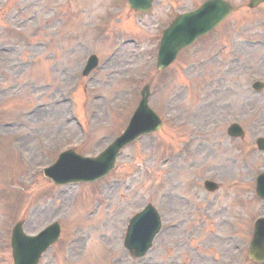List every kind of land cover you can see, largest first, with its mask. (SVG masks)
Returning <instances> with one entry per match:
<instances>
[{
  "label": "rangeland",
  "instance_id": "obj_1",
  "mask_svg": "<svg viewBox=\"0 0 264 264\" xmlns=\"http://www.w3.org/2000/svg\"><path fill=\"white\" fill-rule=\"evenodd\" d=\"M202 1L154 0L139 13L126 0H0V264H13L9 239L20 219L27 233L61 224L40 264H254L247 247L264 214L251 179L264 171L255 146L264 136V89L251 83H264V2L248 9L249 0H229L240 8L156 69L163 28ZM91 54L99 63L83 76ZM148 82L158 131L124 149L96 182L56 186L44 177L62 150L94 155L119 135ZM232 122L243 139L227 135ZM206 177L220 189L205 191ZM147 202L160 210L163 230L132 259L125 226Z\"/></svg>",
  "mask_w": 264,
  "mask_h": 264
},
{
  "label": "water",
  "instance_id": "obj_2",
  "mask_svg": "<svg viewBox=\"0 0 264 264\" xmlns=\"http://www.w3.org/2000/svg\"><path fill=\"white\" fill-rule=\"evenodd\" d=\"M259 1L260 0H251L249 5L254 6ZM128 2L130 7L144 10L150 7L152 0H128ZM233 9L234 7L225 0H207L197 10L177 16L173 23L165 29L161 38L157 67L164 68L174 59L180 49L191 43L198 35L213 28ZM147 90L148 87H145L139 107L131 118L126 131L98 158L100 159L98 160L100 162L99 164L91 162L86 163L82 161L83 159L79 156H70L71 154H66L65 158L60 160L53 167V174L51 176L60 182L78 181L82 179L93 180L111 169L114 164L117 150L122 145L132 141L141 133L153 130L155 127L157 118L147 106ZM65 166H72L75 169L66 174L58 173V171ZM149 210H151L150 207L146 208L143 213L138 214L133 219V227H130L126 240L127 244L129 243L130 245L142 247V243H144L154 231L156 223ZM135 226L137 227V231L133 229ZM19 236H22V234L17 227L13 239L14 246H16V239ZM52 240L45 242L37 252L30 254L27 262H24L25 257L21 256V253L16 247L15 259L17 264H36L41 250ZM259 241V244H252L251 256L255 259H264V240L261 241L260 239Z\"/></svg>",
  "mask_w": 264,
  "mask_h": 264
}]
</instances>
